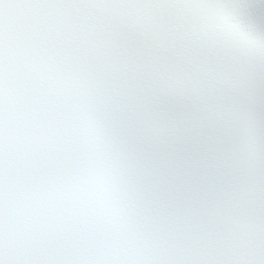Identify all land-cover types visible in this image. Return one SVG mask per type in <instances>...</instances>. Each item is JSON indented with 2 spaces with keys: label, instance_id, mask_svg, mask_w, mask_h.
<instances>
[{
  "label": "snow or ice",
  "instance_id": "obj_1",
  "mask_svg": "<svg viewBox=\"0 0 264 264\" xmlns=\"http://www.w3.org/2000/svg\"><path fill=\"white\" fill-rule=\"evenodd\" d=\"M0 264H264V0H0Z\"/></svg>",
  "mask_w": 264,
  "mask_h": 264
}]
</instances>
